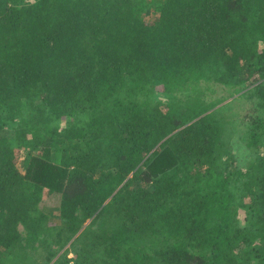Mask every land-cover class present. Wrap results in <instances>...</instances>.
I'll return each instance as SVG.
<instances>
[{
  "label": "trees",
  "instance_id": "16d2710c",
  "mask_svg": "<svg viewBox=\"0 0 264 264\" xmlns=\"http://www.w3.org/2000/svg\"><path fill=\"white\" fill-rule=\"evenodd\" d=\"M35 243L51 264H264V0H0V264Z\"/></svg>",
  "mask_w": 264,
  "mask_h": 264
},
{
  "label": "rangeland",
  "instance_id": "374dc122",
  "mask_svg": "<svg viewBox=\"0 0 264 264\" xmlns=\"http://www.w3.org/2000/svg\"><path fill=\"white\" fill-rule=\"evenodd\" d=\"M154 13H151L149 17H153ZM151 19V18H150ZM208 86H211V81L208 80L206 83ZM167 98L161 93V92H154L151 101H165ZM61 125H64V120L61 121ZM239 136L236 134L234 138V142L232 145V148L228 151H226L224 154V158L227 161L226 167L235 169L236 166L239 168H242L246 166L247 162L251 159L253 156L252 149L247 148L243 142H241V139L238 138ZM35 155L34 151H30L27 148H23L18 162H17V168L20 171L24 170L25 164L29 162L30 158ZM55 160H58V157H55ZM161 164H165L166 161H169V159L165 158L164 156L161 158ZM229 160H232L234 162L229 163ZM59 200L60 195L58 193L55 194H47L44 193L40 202H39V208L45 212V214L48 216L51 223L59 222ZM88 221H86L87 223ZM85 223V224H86ZM20 229V228H19ZM23 256L27 257V259H23L20 255L18 257V264H51L55 257L52 258L51 261H47L45 258V253L42 252L41 248H37L36 243L29 246L28 250H22L21 252ZM72 254H69L68 257H71Z\"/></svg>",
  "mask_w": 264,
  "mask_h": 264
}]
</instances>
